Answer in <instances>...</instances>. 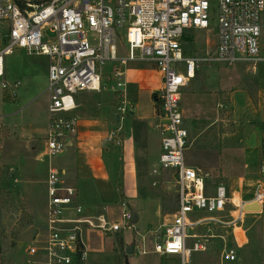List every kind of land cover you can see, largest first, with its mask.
<instances>
[{
  "label": "built area",
  "instance_id": "2783aa9c",
  "mask_svg": "<svg viewBox=\"0 0 264 264\" xmlns=\"http://www.w3.org/2000/svg\"><path fill=\"white\" fill-rule=\"evenodd\" d=\"M216 8V53L200 59L185 57L184 39L213 28L211 0H0L3 90L12 91L15 97L21 86L6 80V57L14 50L48 60L49 128L41 160L60 156L71 147L77 134L76 97L80 93L113 94L123 120L131 108L123 68L148 63L160 73L162 87L154 94L155 131L161 139L159 164L174 173L178 206L169 224L142 239L140 253L176 258L181 264H194L195 254L212 252L219 258L209 264H238L239 250L248 242L243 225L250 212L245 207L258 204L261 211L264 208V155L252 198H240L239 203L223 183L210 196L208 186L215 176L185 164L189 136L181 101L201 64L242 63L254 74L264 64V0H216ZM180 64L185 65L186 74L180 71ZM107 66L113 67L110 72H105ZM108 141L117 147L122 144L117 132ZM47 195L46 234L27 248L28 264H87L85 228L111 235L134 228L126 210L121 223L110 224L104 216L98 217V224L82 218L76 190L65 185L53 168L48 174ZM195 213L210 216L193 221L190 215ZM214 230L223 233L214 234ZM149 241L151 251L145 249Z\"/></svg>",
  "mask_w": 264,
  "mask_h": 264
},
{
  "label": "crops",
  "instance_id": "0c3cea01",
  "mask_svg": "<svg viewBox=\"0 0 264 264\" xmlns=\"http://www.w3.org/2000/svg\"><path fill=\"white\" fill-rule=\"evenodd\" d=\"M142 64L150 65L159 79H146L145 73L142 79H136L142 88L132 102L127 95L131 108L123 120L119 118L117 103L111 93L99 95L84 92L76 97L78 109L75 115L79 118L77 134L71 140V147L57 156L54 164L48 160V174L51 168L56 169L65 185L76 190L77 204L83 209L82 218L98 224V217L104 216L108 223L114 224L119 222H111L115 211H121L120 220L125 210L131 216L136 213V225L143 216L151 230L146 231L144 226L139 230L133 225L134 234L144 232L145 236L143 233L141 235L146 238L151 231L155 232L172 221L174 214L166 215L169 206L167 195L172 194L173 190L177 194V190L176 184L170 186V182L166 181L164 169L159 164L161 139L155 131L157 105L154 94L162 87V77L153 65ZM193 80L184 89L181 101L184 127L189 136L188 151L203 154H213L211 152L215 151L222 159L218 166H190L210 169L217 184L223 183L231 194L240 193L250 198L254 189L249 192L247 188L257 183L264 155V79L254 82L252 86L232 90L216 86L210 90L204 88L198 93L195 92ZM221 95L229 97L230 101L228 117L225 118L217 116L221 114L219 108L226 107L219 102ZM209 97L217 99L211 113L203 106L204 100ZM48 128L49 119L46 137ZM113 132H117L121 139L119 147L108 141ZM223 160L232 166L239 165V176L231 172L234 171L231 170L232 166L229 169L224 167ZM47 179L43 181L46 186ZM173 180L175 183L174 173ZM236 185L239 190L232 192L230 189ZM45 190L47 195V187ZM164 196L167 197V203ZM263 215L264 208L258 216ZM68 216L80 218L74 214ZM155 220L159 226L153 228ZM123 232L111 235L85 228L83 239L88 249L87 264H92L89 260L93 255L105 252V241L113 242L112 249L115 252L117 244L114 236L122 235L124 249L128 250L130 246ZM98 237L102 242L97 241Z\"/></svg>",
  "mask_w": 264,
  "mask_h": 264
},
{
  "label": "rangeland",
  "instance_id": "374dc122",
  "mask_svg": "<svg viewBox=\"0 0 264 264\" xmlns=\"http://www.w3.org/2000/svg\"><path fill=\"white\" fill-rule=\"evenodd\" d=\"M211 2L210 15L213 28L208 32L192 33L191 43H184V50L190 57L203 59L214 57L216 53L215 21L217 20V8L216 0H211ZM261 20L262 25H264V15ZM112 68V66H107L105 72H110ZM185 68L184 64L179 65L183 74H186ZM5 69L7 82L10 84L19 82L21 86L16 90V96L13 97V92L4 91L0 82V264H28L30 258L26 255L27 248L38 236H45L46 234L48 197L45 190L47 186L43 181L48 178L49 161L52 160L54 164L56 159V157L46 160L40 159L44 150L49 119V100L45 93L48 60L43 57L28 56L24 50L16 49L6 57ZM123 69L127 72V93L129 92L131 102L134 101L135 96L142 88L139 86L140 84H137L136 79H142L144 73L146 79H159L155 71L147 64L131 63ZM260 79H264V64L259 65L256 74H254L246 64L228 66L224 63L209 62L201 64L200 70L196 71L193 86L196 93L203 91L204 88L210 90L216 86L225 90H232L246 85L252 86L254 82ZM204 101L205 110L211 113L212 109L216 107L217 99L209 97ZM219 102L226 107L223 110L219 108L221 114L217 116L228 117L229 97L221 95ZM211 153L213 154L187 150L184 154L185 164L186 166L194 164L203 166L202 164H204L206 168L220 165L222 158L217 156L215 151ZM223 161L224 167L227 169L232 166L229 162ZM232 169L234 171L231 172L239 176V165H233ZM206 170L213 174L210 169ZM164 173L166 181L170 182V186L174 185L173 172L164 170ZM216 186L215 181L209 182L208 192L210 196L215 195ZM247 189L250 192L254 186ZM230 190L236 192L239 189L236 185ZM237 196L238 203L240 198L244 201L252 198L240 193ZM167 197L169 198V206L166 215L172 216L178 206L176 191L173 190L172 194L167 195ZM167 197L164 196L165 203H167ZM120 215L121 211H115L111 217V222L119 221L121 223ZM258 215L259 212H250L245 220L243 230L248 242L239 250L238 264H264V215ZM208 216L210 215L206 213H195L190 215V219L197 221ZM170 218L168 217V219ZM145 223L142 216L140 223L135 226L136 229L140 230L144 226L146 231L151 230ZM152 224H154L153 228L159 226L156 220ZM196 232L200 233L199 231ZM142 233L145 234L141 232L139 235H135L133 229H126L123 232L127 244L135 249L133 254H128L127 249L122 251L116 249L114 252L112 249L113 242L105 241V252L93 255L89 263L161 264L163 259H176L164 258L156 254L142 255L140 253L144 247ZM151 233L153 231L147 235L146 239L151 237ZM222 233V231L214 230V234ZM116 237L114 236L115 239ZM97 241L102 242L99 237ZM145 249L151 251L150 241L145 243ZM218 258L217 252H212L208 256L195 254L194 264H209L218 261Z\"/></svg>",
  "mask_w": 264,
  "mask_h": 264
},
{
  "label": "trees",
  "instance_id": "16d2710c",
  "mask_svg": "<svg viewBox=\"0 0 264 264\" xmlns=\"http://www.w3.org/2000/svg\"><path fill=\"white\" fill-rule=\"evenodd\" d=\"M192 37H185L184 39V43L185 44H188V43H191L192 41ZM187 53L185 51V57H187ZM121 193H123V190L122 188L120 189ZM116 244H117V250H120L122 251L124 249V238L122 235H118L116 237ZM161 264H181L180 261L178 259H163L161 260Z\"/></svg>",
  "mask_w": 264,
  "mask_h": 264
},
{
  "label": "water",
  "instance_id": "95a60500",
  "mask_svg": "<svg viewBox=\"0 0 264 264\" xmlns=\"http://www.w3.org/2000/svg\"><path fill=\"white\" fill-rule=\"evenodd\" d=\"M245 211H247V212H261V208L258 204H253V205H249V206L245 207ZM137 223H138V216L136 213H132L131 224L136 225ZM127 253L133 254L134 253L133 247H130L127 250Z\"/></svg>",
  "mask_w": 264,
  "mask_h": 264
},
{
  "label": "bare ground",
  "instance_id": "6f19581e",
  "mask_svg": "<svg viewBox=\"0 0 264 264\" xmlns=\"http://www.w3.org/2000/svg\"><path fill=\"white\" fill-rule=\"evenodd\" d=\"M235 202L238 203V196L235 194Z\"/></svg>",
  "mask_w": 264,
  "mask_h": 264
}]
</instances>
